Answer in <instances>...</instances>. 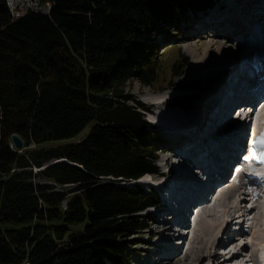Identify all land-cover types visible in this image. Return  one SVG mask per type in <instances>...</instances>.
Segmentation results:
<instances>
[{"label": "trees", "instance_id": "trees-1", "mask_svg": "<svg viewBox=\"0 0 264 264\" xmlns=\"http://www.w3.org/2000/svg\"><path fill=\"white\" fill-rule=\"evenodd\" d=\"M6 1L0 0V264H130L126 237L145 229L142 212L159 199L122 183L158 173L160 136L140 111L148 107L124 85L130 75L151 84L154 33L162 28L168 36V27L217 0H38L51 4L49 15L17 19ZM86 128L78 141L39 148ZM13 134L23 150L13 146ZM37 176L46 182H34Z\"/></svg>", "mask_w": 264, "mask_h": 264}, {"label": "rangeland", "instance_id": "rangeland-1", "mask_svg": "<svg viewBox=\"0 0 264 264\" xmlns=\"http://www.w3.org/2000/svg\"><path fill=\"white\" fill-rule=\"evenodd\" d=\"M229 1L231 0H217L216 4L205 12L202 11L197 13H190L191 17L186 23L183 20L181 21L179 20L176 25H172V27H168L171 30L170 31L171 34H169L168 36L161 32L162 28L156 33H154L153 38L150 40V48L156 49V51L153 50L151 52V57H150L154 62L153 65L154 74L151 77L152 80L151 84L144 85L139 80L132 78L133 75H130V79H127V81L125 82L124 85L125 92L134 96L141 103L150 107L148 114L145 115V118L150 123L153 122L152 123L154 125L153 130L160 136L159 141L156 142V145L154 146L155 156L156 158H158L155 165L158 168V172L160 173H165L168 172L169 170L171 172V167L173 166L172 161L169 160L167 162V159L168 157L173 156L172 151L174 150L176 143H178L177 140L181 136L182 133L181 129L183 127H186V125L189 123L191 119L195 120V122L198 121L199 119H200L199 121H203L202 111H200V108H197V106L200 103H203L206 96L208 99V97L212 95V94L207 95L209 93V90H205V89L209 87L208 85H210V83H212L213 80H216V77H218L220 80L224 79L225 76L229 77V75H224V77H222L223 75H221L219 70L225 68L227 65L230 66L232 61L236 60L239 57L238 55H240L239 53L241 52V50L242 49L244 50V48H246L247 46L242 47L233 43H228L227 45L226 43V46L222 51L219 52V56H218L219 58H221L220 56L224 54L223 59L221 58L222 61L218 63L216 61V59L218 58L217 57L215 61H213L214 66L206 67L204 73L210 74V77L208 79L206 78L205 80L201 79L200 81L196 80L195 79L196 77L187 78V72L191 71V65L193 61L192 59L193 53L192 51H188L187 48H191L190 50H193L194 46L196 45L195 42V40H197L196 36L202 34H207L210 37V39L215 38L220 42L222 41L221 43H225V37L224 35L221 34V32H223L226 29L224 26L229 24L230 21H232L231 23H235L238 21V18H231V19L226 18L228 16V12H230L229 9L231 8L233 2H236V5L238 3V6L236 7L240 9H242L243 7L247 9V6L250 5V8L252 10L257 11V9L259 8L261 9L264 7L263 5L264 0H233L232 4ZM224 3H226V5H224ZM241 12L242 13L244 12L241 15L242 17L245 15L247 16L248 9L246 11L241 10ZM261 18H264V16ZM260 22L264 23L262 19H260ZM251 40L252 39L250 38L249 41ZM254 49L255 50L253 51H251L252 49L250 50L252 53H246L245 55L253 56L254 51L262 50L257 48ZM242 55L244 56V54ZM184 58H186L188 62L186 66L182 68ZM260 61L264 62V53L261 55ZM179 82L181 84L178 86L177 84H179ZM217 84H214L212 86V90L216 87L215 85ZM189 86H195L198 89L191 90ZM183 98L187 100V104L185 107H181L180 104L178 103V100L181 101ZM168 99L169 101L166 106H160L159 104H157L159 100H162L161 102H163V100H168ZM257 106L258 104L255 106V108L257 109L252 117L256 119L257 118L260 119L264 111L261 113L260 111L261 107L259 108V106L258 107ZM204 107L206 108L208 107V105L205 104ZM205 108H202L204 113L205 114L209 113V111L206 112ZM166 110L179 113L181 115L186 116V118L184 117L185 120L182 123L178 122L179 120L172 119L171 117L165 115ZM243 110L240 109V111L235 112L236 114L233 115L234 117L232 116V118L230 117L224 122H222L220 124L221 126L220 130L222 129L227 131V129L229 130L230 127L233 126L231 121L237 122L239 121V119L244 118L246 113H244ZM239 114H240V118L238 119L237 116H239ZM254 121L256 122V120ZM261 121L262 120L258 122ZM161 124L164 125L162 126ZM177 129L178 131H176ZM188 129H190V126H188ZM88 130L89 128H86L84 131H82L78 136H76L73 139H68L64 141L45 142L39 145V148L49 149L60 146L61 144L66 142L73 143L85 137L88 133ZM229 137L231 136H228L227 139ZM242 145L243 144L239 142V150L242 149ZM36 147L37 146H35L34 144L30 145V148H36ZM248 158L250 159L251 157L249 156ZM51 163H54V161L51 160L49 163H46L45 166ZM229 166L230 165L225 166L226 172L229 170ZM253 167L254 165L252 163L238 164V169L236 171H238L237 174L239 175L237 177L234 172L233 177H237V179H241L242 181L240 182H238V180L233 181L230 179V177H228L227 179L224 178L223 181L219 180L220 181L219 184H223L224 187L232 186V185L236 186L238 189H240L239 195L242 197L239 196L238 198L237 196V198L235 199L236 201H233L234 199L229 200L228 199L229 197L227 196L226 197L227 199L225 198L224 200L226 203L223 204L224 206L221 205L222 208L221 211L218 210L219 212L216 214L218 216L216 215L209 216L210 217L209 219L208 216L203 215V217H201L202 220H204V223L205 222L208 223L207 225L205 223L206 227L204 229L203 228L198 229L197 224L194 223L193 211L190 210L191 214L187 215L190 209L189 206L190 204L186 206L184 214H182L179 218L180 220L179 224H176L177 226L176 225L173 226L172 231L171 229L167 230V228L165 227L168 225L167 222H161L158 220L160 218V214L162 213V211L158 210L156 214H154V210H148L146 212H143L142 213L143 219H141V221L144 222L143 224L145 226V229L140 232L133 233L130 237H126L127 242L125 244L130 246L127 247L130 253V259H129L131 262L130 264H149L151 260L157 261L161 259L163 261L168 262L169 260L166 259L163 255L165 246L169 245L168 243H170V249L167 252H169V254H172L171 257L177 255L175 259L178 258L186 259L184 255L187 254L186 257L188 260L184 261L183 263L192 264L193 263L192 260L195 258L194 257L195 255H198L199 250L203 248L204 250H207V248L215 246L214 242L218 240L217 235L218 236L220 235L219 232L221 228L220 226L222 225V218L224 215L229 216V212H230L229 206L233 204V202H235L237 206L233 208H235L237 211L240 210V212H243L245 211V208L250 205L249 201L252 202L251 197L253 196L252 195L253 193H257L260 191L264 193V184H259L261 180L258 181L257 178L244 176L243 172L246 171V169H251ZM37 171L38 170L34 168L33 172L35 173ZM250 174L255 176V173L253 172L252 173L250 172ZM165 179L166 177H160L158 176V174L146 175L143 176L137 182H123L122 184L129 187L142 186L147 191L152 190L154 192H157L159 191L160 184H162V182ZM33 181L40 183L46 182L45 179L39 176H37ZM217 184L218 182H214V184L208 188L207 190L208 196H209V192H211L212 189L214 190ZM168 185H170V182L168 183ZM69 188L71 187H68V189ZM248 192H250V194H246ZM200 193L201 191L197 192V195H200ZM244 196L245 199L246 197H249V199L245 200L243 198ZM241 200L242 203L241 205H239L240 204L239 201ZM218 209H220V207ZM204 218H206V221ZM255 222L250 225V228L246 232H244L242 236L235 237L236 238L235 240L237 241H235L233 245H235L236 247L232 245V247H226L221 250V252L223 253V257L229 256L230 254H228V251L230 250L232 252L239 250L241 251V258L239 257L240 260L238 259L237 261H234V264H241V263L264 264V223H263L264 220L260 222L256 220ZM170 234H173L174 236L170 237ZM165 235H169V237H165ZM165 238L170 239V241L169 240L167 241ZM181 242H183L182 247L179 246ZM220 243H223L222 238L220 239ZM224 243L222 244V246L224 245ZM189 246L192 249L191 253L188 249ZM243 246L244 248H242ZM241 248L243 250H241ZM204 264H217V261L216 259H209V260L207 259L204 262ZM229 264H233V262Z\"/></svg>", "mask_w": 264, "mask_h": 264}, {"label": "bare ground", "instance_id": "bare-ground-1", "mask_svg": "<svg viewBox=\"0 0 264 264\" xmlns=\"http://www.w3.org/2000/svg\"><path fill=\"white\" fill-rule=\"evenodd\" d=\"M33 1L36 2L37 4H41L38 0H33ZM229 2L232 4L233 0ZM224 5H226V3H224ZM236 6H238V3L236 5V2H233V4L231 5V8L229 9L230 12H228V16L226 18L227 19L238 18V21L235 23H231L232 21H230L229 24L224 26L226 29L223 32H221V34L224 35L225 37V43H221L222 41L220 42L219 40L215 38L210 39V37L207 34H202V35L196 36L197 37L196 38L197 40H195L196 45L194 46L193 50H190L191 48H187L188 51H192L193 53L191 71L187 72V78L196 77L195 79L199 81L201 79L202 80H205L206 78L208 79L210 77V74L204 73V71L206 70V67L214 66L213 61H215V59L219 56V52L224 49V47L226 46V43L227 45L228 43H233V44H237L242 47L251 46L253 48L262 49L261 50L262 54L264 53V23L260 22V19H261L260 17L264 16V7L261 9L259 8L256 11V10H252L249 5L247 6V9H248L247 16L245 15L242 17L241 15L244 12L242 13L241 10L246 11L247 9H245L244 7L240 9V8H237ZM250 38L252 39L251 41H249ZM249 43H252V44H249ZM220 57L223 59L224 54H222V56ZM221 58L218 57L216 61L220 63V61H222ZM262 63L264 66V62ZM231 66L232 65L226 66L225 68H222L221 70H219L221 75H223L222 77H224V75H229V77L225 76L224 78L226 84H227V78H229L228 86L224 88L225 90H218L217 85H215L216 87L212 90V86L214 84H217L218 82L222 81L218 77H216V80H213L212 83L208 85L209 87L205 89V90H209V93L207 95L209 94H212V95L208 97L209 100L207 99V96H206L203 103H200L197 106V108H200V111H202L203 121H199L200 120L199 119L198 121L195 122V120L191 119L189 123L186 125V127H183L181 129L182 134H183L181 137L182 141L189 144L190 146L189 149L184 152H180L181 155H175V153H173L172 157H168L167 162L171 160L172 165H173L171 167V172L169 170L166 173L158 174V176L160 177H166L163 183L160 184V187H161L160 189L168 188L169 191L167 192L168 193L167 199H164L162 196H160L159 199L161 200L160 202L162 205H159L158 207H156V209L154 210V214H156L158 210L162 211V213L160 214V218L158 220L161 222L168 223V225L165 226L167 230L171 229L172 231V227L175 226L176 224H179L180 222L179 218L182 214H184V211H185V204L186 202L189 203L190 198L193 196V191L196 189L195 182H194V177L196 176L195 175L196 172H193L192 170L193 169L199 170L198 167L195 166L197 165V163H200L201 171L203 169L206 171L205 176H207V185L209 187L214 184V182L217 179V176L221 178L220 181L221 180L223 181L224 178L226 177V174H228V172L230 173L231 171L230 166H229V170L226 173L224 166H221L220 164L217 165L219 163V157H216V160H215V154L218 155L220 154V152L222 154H225V153H228V151H230L229 146L230 147L234 146L235 142L240 137L242 133V128H243V126L241 125L242 122L239 119L240 118V114H239V116H237V118L240 121L239 124L237 123L233 128L231 127L229 130L227 129V131L222 130V129L220 130V127H221L220 124L224 122L227 118L231 117L228 114L229 105L232 103L233 100H239L240 95L243 92V89L240 88V80L236 79V77H238V74L236 73V70L234 69V68H237L238 66L237 65H234L233 67ZM193 80H190V81H193ZM180 84L181 83L179 82V84L177 85L179 86ZM229 91H231V95L228 97L227 94ZM161 101L162 100H159L157 104H159L160 106H166L169 99L163 100V102ZM243 101L244 100L241 99L240 102L242 103ZM205 104H207L208 107L205 108L204 107ZM237 104H236V107H238L237 108L238 111H240V109L243 110L242 108L243 106L240 107V106H237ZM257 104L260 105L259 108L261 107L260 111L262 113L264 111V100L262 102L258 101L255 103L252 102L250 104H247V106L245 107V109L246 108L247 109L243 110L244 113H246V115L248 114L247 116L245 115V122L247 121V124L245 126L246 128L245 132H247L248 123L250 122V120L254 119L252 116L254 115L257 109L255 108ZM202 108H205L206 112L209 111V113L205 114ZM165 115L171 117L172 119L179 120L178 122H181V123L185 120L184 117L186 118V116L184 115H181L179 113H175L172 111H168V110H166ZM199 116H200V113H199ZM262 116L260 119L258 118L254 119L256 120L255 125H257V127L253 131V137L257 135L260 129V124L264 123V112L262 113ZM260 120L262 121L258 122ZM164 124H161V125L163 126ZM188 126H190V129H188ZM250 130L251 128H249V132ZM176 131H178V129ZM247 135L248 134L245 133V139ZM228 136H231V138H233L235 142L232 141L231 138L229 140H226ZM235 173L237 174L238 171H235ZM238 175L239 174H237L236 176L238 177ZM168 181L170 182V188L167 186ZM239 190L240 189H238L234 185L224 187L223 184H219V182L217 186L214 188V190L212 189L211 192H209V196L207 194L208 193L207 190L206 191L205 189L198 190L197 192L201 191V193L196 200V204H195L196 208L194 206H190V209L187 215L191 214L192 208L194 207L195 208V210L193 211L194 217L192 216L194 218L193 221L194 223L197 224L198 229L199 228L204 229L208 223L205 222L206 223L205 225L204 220H202L201 217H203V215L208 216V217L215 216L219 211H221L222 209L221 205L224 206L223 204L226 203L224 200L227 196L229 197L228 198L229 200L234 199L233 201H236L235 199L237 198V196L239 198L240 196ZM213 192H214V195H213ZM252 195H253L251 197L252 203L253 202L258 203V208H257L258 211H256V209H253V210L250 209V212L253 213L254 211H256L255 215L257 216L255 217V220L260 222L264 220V196L261 199H259L257 198V196H255V193H253ZM239 203L238 204L241 205L242 200L239 201ZM236 206L237 204L235 202L231 204V208L236 207ZM219 207L220 209H218ZM230 216L231 214L229 212V216L224 215L222 218V221L226 218H229ZM204 219L206 221V218ZM259 224H262V223H259ZM220 227H221L220 234L224 236V234H226L229 229L227 230L225 228L224 230H222L223 224ZM225 230L227 231L224 232ZM173 236H174L173 234H170V237H173ZM165 237H169V235H165ZM165 239L167 241L168 240L170 241V239L168 238H165ZM235 239H236L235 237H231V239H229L226 243H224L223 246H222L223 243H219V239H218L216 241L215 246L207 248V250H204V248L199 250L198 255L194 256L195 258L192 260L193 262L192 264H204V262L207 259L208 260L216 259L217 264H229L232 262L234 264V261H237L239 257L241 258V251L238 250V251L232 252L230 250L228 251V254L230 255L223 257V253L221 252V250L226 247H232L234 242L237 241ZM168 244L169 245L165 246L163 255L169 261L168 262L163 261L162 259L157 260V261L151 260L149 264H181V263L184 264L183 262L188 260L186 257L187 254L184 255L186 259L182 258L183 260L179 258L175 259L177 255L176 256L174 255L171 257L172 254H169V252H167L170 249V243ZM182 244L183 242H181L179 246L182 247ZM242 248H244V246ZM242 248L241 250H243ZM188 249L191 253L192 249L190 246L188 247Z\"/></svg>", "mask_w": 264, "mask_h": 264}, {"label": "built area", "instance_id": "built-area-1", "mask_svg": "<svg viewBox=\"0 0 264 264\" xmlns=\"http://www.w3.org/2000/svg\"><path fill=\"white\" fill-rule=\"evenodd\" d=\"M6 3L14 19L21 18L29 12L49 15L51 9V4H37L33 0H7Z\"/></svg>", "mask_w": 264, "mask_h": 264}, {"label": "water", "instance_id": "water-1", "mask_svg": "<svg viewBox=\"0 0 264 264\" xmlns=\"http://www.w3.org/2000/svg\"><path fill=\"white\" fill-rule=\"evenodd\" d=\"M191 88V90H197L198 88L195 87V86H189ZM11 140H12V144L13 146L17 149V150H23L25 148V145H24V141L20 138V136H18L17 134H13L11 136ZM60 161H66L64 159L60 160ZM46 167V166H45ZM44 167V168H45ZM42 168V169H44ZM40 170V169H38Z\"/></svg>", "mask_w": 264, "mask_h": 264}, {"label": "snow or ice", "instance_id": "snow-or-ice-1", "mask_svg": "<svg viewBox=\"0 0 264 264\" xmlns=\"http://www.w3.org/2000/svg\"><path fill=\"white\" fill-rule=\"evenodd\" d=\"M254 144H259L264 146V130L261 131L260 136L253 141ZM254 159L256 158L255 156L253 157ZM261 160L264 161V154H261Z\"/></svg>", "mask_w": 264, "mask_h": 264}]
</instances>
